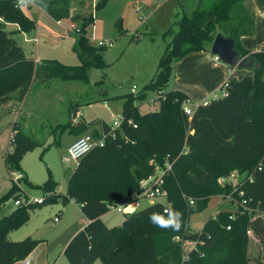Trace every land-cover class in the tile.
I'll return each instance as SVG.
<instances>
[{"label":"trees","instance_id":"trees-1","mask_svg":"<svg viewBox=\"0 0 264 264\" xmlns=\"http://www.w3.org/2000/svg\"><path fill=\"white\" fill-rule=\"evenodd\" d=\"M18 1L0 0V106L12 98L23 102L39 74L49 80H87L90 68L106 67L102 49L105 47L90 45L82 28L77 29L81 34L77 51L82 65L65 66L49 61L39 67L4 28L7 23L18 25L25 33L37 29L38 24L18 6ZM246 1L200 0L190 16L176 21L178 29L168 33L172 40L159 60L153 80L141 95L124 98L122 129L114 139L107 137L104 147L93 149L80 162L69 178L67 194L55 192L58 183L49 172L41 187L50 195L41 203L11 206L13 210L5 214V203L23 195L17 186L0 199V264L24 260L40 244V240L31 237L8 239L10 231L28 222L32 210L57 200L66 204L70 199L81 204L90 221L65 248L64 255L70 264H94L97 260L101 264H182L183 244L192 240L198 241V245L189 252L188 264H248V232L252 230L264 245V218H254L257 212H264V51L250 53L242 45L243 38L254 35L255 27ZM106 2L101 0L96 9ZM46 12L58 23L70 19L71 2L53 0ZM93 22L94 16L82 27ZM218 34L236 41L242 57L253 62V75L230 81L225 97L200 105L189 118L183 113L187 96L182 91L164 90L173 64L194 53L210 52ZM137 36L138 32L135 40ZM147 91H164L165 98L157 101L158 111L141 115L134 102L143 99ZM129 120L137 128L129 125ZM89 127L81 121L74 129L86 132ZM109 132V125L103 123V133ZM11 145L12 151L5 157L7 170L10 174L21 173L23 182L30 183L22 161L39 144L23 132L19 123H14ZM166 159L173 165L165 183L168 208L182 214L180 229H163L151 223L153 213L165 214V205L160 202L125 214L119 226H109L103 218L110 212L108 205L114 200L130 199L140 182L155 173L156 165L164 166ZM231 172L241 175V182L235 187L219 185L218 179ZM216 193L232 195L239 203L247 199V207H226L208 219L201 230H194L190 217L203 211ZM190 199L195 201L194 205H190ZM227 203L235 205L234 200Z\"/></svg>","mask_w":264,"mask_h":264},{"label":"rangeland","instance_id":"rangeland-1","mask_svg":"<svg viewBox=\"0 0 264 264\" xmlns=\"http://www.w3.org/2000/svg\"><path fill=\"white\" fill-rule=\"evenodd\" d=\"M69 1L72 21L64 22L60 26L44 15L47 0H26L35 7L32 8L31 13L28 10L29 3L28 5L26 3L22 9L27 15L32 14V17H36L40 27L34 35L35 41L26 44L23 37L17 36L18 43L37 60L39 67L49 61L65 66H80L83 60L77 51V38L81 34L77 29L82 28L90 45L99 47L100 42L112 44L102 48L105 49L103 56L106 67L90 68L87 80H49L45 79V75L39 74L34 79L24 102L20 104L12 98L11 101L18 103L15 104V109L4 105L8 102L3 104L0 110V199L17 186L14 183L15 177L8 172L5 164L8 151H12L11 134L15 120L20 125L26 123L25 131L39 144V147L28 153L22 162L31 183L22 182L19 188V192L23 193L24 202L25 199L34 202L50 195L41 187L47 182L49 172L53 180L58 183L55 192L67 194L68 181L76 165L73 162H63V158L68 155V147L77 136L74 129L77 125L75 119L78 123L83 121L89 125V134L99 141L102 137L95 129L99 130L101 126L103 127V123L111 126L115 119L122 116L124 98L132 95L133 89H136L137 96L141 95L145 87L151 83L157 72L159 60L172 40L169 31H177L175 23L183 16L184 10L186 14L191 15L199 2V0H171L167 3V0H107L104 6L96 9L101 0ZM175 3L177 9L174 8ZM175 11L180 15H176ZM92 16L94 22L85 28L82 27L83 23ZM141 17L146 23L139 28L136 26ZM35 22L39 25L36 20ZM4 28L9 32L7 23L4 24ZM138 28L140 34L135 40ZM14 33L16 32L12 35ZM258 48L256 43L254 49ZM211 50L212 47L209 57L214 58ZM200 54H191L192 56L189 55L190 57L187 56L188 58L173 64L170 80L164 91L176 90L178 83L193 87V82L203 79L205 71L201 70V67L205 65ZM219 65L228 69L230 73L233 72L232 76L228 75L229 82L253 75L252 70L247 68L232 69L222 61ZM156 96L157 92L147 91L143 99H135V106L141 115L159 110V102H155ZM16 111L21 114L16 116ZM96 125L97 127L93 128ZM221 179H225L226 183H220ZM240 182L241 175L236 172L228 173L218 179L219 185L222 186L235 187ZM70 200L67 204L57 200L30 212V218L26 226L23 225L25 227L21 229L23 233L20 234L25 235L24 239L31 237L42 240L37 249L38 254L46 256L50 247V252L57 256L60 244L64 243L70 230L79 225L81 211L79 206ZM128 200L122 198L114 201L124 203ZM159 200L164 199H157ZM13 202L14 199L11 198L5 206L16 207ZM149 202L148 199H142L139 207L136 206L137 210L150 205ZM228 205L227 198L222 194H214L203 211L190 217V226L196 231L201 230L208 219L215 217L220 210L232 206ZM62 215V220L56 222L55 218ZM125 217L126 215L121 212L110 211L106 214L105 220L109 226H119ZM255 217L264 218V212H257ZM248 234V264H264L263 243L252 230ZM62 264L70 263L65 259L62 260Z\"/></svg>","mask_w":264,"mask_h":264},{"label":"crops","instance_id":"crops-1","mask_svg":"<svg viewBox=\"0 0 264 264\" xmlns=\"http://www.w3.org/2000/svg\"><path fill=\"white\" fill-rule=\"evenodd\" d=\"M23 1L26 2V0H23ZM51 1H53V0H47V6H48V4ZM170 1L171 0H167L166 3L170 2ZM28 3H29V5H28ZM28 3H27L28 8H29L28 10H29V13H31L32 12V8L35 7V5H33L30 2H28ZM197 3L199 4V2H197ZM245 5H246V8H247L251 18L254 21L255 27H254V35L252 37L243 38L242 39V45H243L244 49H246L250 53L261 52V51H263V47H264V0H247ZM47 6L44 7V11H45L44 15L49 17L50 19H52L46 12ZM179 6L180 7H184V5H179ZM176 7H177V4L175 3L174 8H176ZM41 11H43V10H41ZM177 12H176V15H180ZM184 15L190 16V15L186 14L185 10H184L183 16ZM30 18H32L34 21L36 20L38 22L36 17H32V14H30ZM71 21L72 20L67 19V20H64V21L59 22V23L57 22V24L62 26L64 22L70 23ZM38 23H39V25H38L37 29L34 32H32V33L21 32L19 26L15 25V24H7V26L9 28V32L10 33L16 32V33L13 34L14 36L13 35L12 36L14 37V39L16 40L17 43H18L17 36H19V37H23L24 43L30 44V43L33 42V40L35 41L34 35L37 33V30L40 27V22H38ZM145 23H146V21L144 19H142V17H141L140 21L137 22V26L136 27L142 28ZM139 28L136 31V33L138 32V35L140 34V29ZM256 43L259 46V48L257 50L254 49V46L256 45ZM18 45L24 50V52H25L27 57L33 58L32 55L28 52V50L25 49V47L23 45H20L19 43H18ZM198 54H200V53H198ZM200 55L203 56L202 57V61H203V65H205V66L201 67V70L203 69L205 71V76L203 77V79L201 81L193 82L194 83L193 87H190V86H188L185 83H184L185 85L182 86V84L178 83L177 88H176V90L182 91L187 96V99L192 100L194 103H202L206 99H211L212 95L214 93H216L217 91H219L222 88V86L224 85V83L229 82L228 75H230V76L233 75V72L230 73L228 71V69H226L225 67H222L219 64H216L214 62L213 58L209 57V52H202ZM33 59L38 64L37 60L35 58H33ZM241 77H243V76H241ZM15 104L18 105V103H16L15 101H10V102H8L7 104H4V105L7 106L8 108H12L13 109L15 107ZM2 108H3V105L0 107V110ZM15 113H16V116H19L21 114L19 111H16ZM24 121H26V120H24ZM14 123H17V121L15 120ZM77 124H79V123L77 122ZM24 125H26V123ZM24 125L23 124L21 125V128H22L23 132L27 136L32 138L25 131V128L27 129V127L24 126ZM96 127H97V125L94 126L93 128H96ZM95 131H97L96 133L98 135H100L101 137L103 136V127L102 126L99 128V130L95 129ZM85 134H89V132L88 131H86V132H77V136H75L73 142L69 145V147L79 137H82ZM11 140H12V134H11ZM69 147H68V149H69ZM9 152L10 151H8V153ZM22 169H23L25 175L28 177V179H30L28 173L25 171L23 166H22ZM70 201H74V200L71 199ZM76 204L79 206V209L81 211V216H80V219H79V225L74 227L73 229L70 228L71 230H70L68 236L66 237V239L63 241L64 243L60 244V247H59L60 251H59V254L57 256L53 255L50 252V247L47 249L46 256H42L41 254H38L37 253V249H38L39 245L42 242V240H40V244L37 246V248L27 258H25L24 260L18 261L15 264H62V260L65 261V259H67L65 257V255H64L65 248L67 247L69 242L72 240V238L80 230L84 229L88 225V223L90 222L89 219L83 213L81 204H78V203H76ZM11 206L12 205H8L7 207L5 206V209H4V213L5 214H9L13 210V209L10 208ZM229 207H232V206H229ZM13 208H15V207L13 206ZM232 209H234V208H232ZM60 212H62V210H60ZM105 216L103 217L104 220H105ZM62 217H63V215L61 217H59L60 218L59 221L62 220ZM59 221H56V222H59ZM25 226H22L19 229H15V230L10 231L9 234H8V239L14 240V241L23 240L25 235H21L20 233H23V230H21V229H23ZM94 264H101V262L99 260H97L96 262H94Z\"/></svg>","mask_w":264,"mask_h":264},{"label":"built area","instance_id":"built-area-1","mask_svg":"<svg viewBox=\"0 0 264 264\" xmlns=\"http://www.w3.org/2000/svg\"><path fill=\"white\" fill-rule=\"evenodd\" d=\"M24 2V1H23ZM20 3V0L18 1V5ZM26 5V2H24ZM23 5V6H25ZM23 6H20L21 8ZM79 32V31H78ZM99 47H106V46H112V44H107L106 42H100L98 43ZM264 51V47H263ZM214 62L216 64H219L221 61L217 56H214L213 58ZM229 89V82L224 83L222 88L214 93L211 97V99H206L202 103H194L192 100L187 99L185 100L183 104V113L185 116L191 118L194 115L195 110L200 106V105H207L210 101L215 100V99H220L223 98L227 95ZM132 95L137 96L138 93L136 92V89L132 90ZM157 98L155 99V102L163 100L165 98L164 91H159L157 93ZM78 121L75 119V123ZM124 122V118L121 116L113 122V124L110 127V132L108 135L103 133L102 138L99 141H96L93 135L91 134H85L82 137H79L68 149V155L63 158V162L65 163H71L73 162L76 165V168L79 166L80 162L89 154L92 152L93 149L97 147H104L106 143V138L109 137L111 139H114L117 136V133L122 129V124ZM129 125H132L134 128H137V125L133 123L132 120L128 121ZM184 153H187V149L184 150ZM155 164V163H153ZM75 168V169H76ZM173 171V165L171 162L166 159L165 165L164 166H158L156 165L155 168V173L148 177L147 179H144L140 182L139 189L136 190L132 197L127 201V202H116V203H111L108 205L109 211H117L121 212L123 214H127V212L124 211V208H126L129 204H132L135 207V210L138 209L139 207V202L142 199H148L150 204L160 202L165 205V209H168L169 207V201H168V190L165 187L166 183V177L172 173ZM12 176L15 177L14 183H16L18 188H21V183L23 182L24 176L21 173H12ZM220 183H226L225 179H221L219 181ZM241 196H243V192H239ZM227 198L228 201L234 200L235 206L237 204H240L242 207H247L248 200L243 199L242 202L240 203L235 199L232 195H227L224 196ZM157 199H164L163 201ZM43 201V198H39L35 200L34 202H39L41 203ZM14 205L15 206H21L24 204H30L32 203L31 200L22 199V197L14 200ZM190 205H194L195 201L193 199L189 200ZM138 206V207H136ZM164 209V210H165ZM230 218L234 219L235 216L231 215ZM59 217H56L55 220L59 221ZM228 229H231V226L227 227ZM185 248V256L183 259L182 264H187V260L189 259V252L191 250H194L197 248L198 241H186L184 244Z\"/></svg>","mask_w":264,"mask_h":264},{"label":"water","instance_id":"water-1","mask_svg":"<svg viewBox=\"0 0 264 264\" xmlns=\"http://www.w3.org/2000/svg\"><path fill=\"white\" fill-rule=\"evenodd\" d=\"M211 53L232 69L247 68L252 70L253 68V62H249L248 57H242L236 49V41L231 37L218 34L213 42Z\"/></svg>","mask_w":264,"mask_h":264},{"label":"clouds","instance_id":"clouds-1","mask_svg":"<svg viewBox=\"0 0 264 264\" xmlns=\"http://www.w3.org/2000/svg\"><path fill=\"white\" fill-rule=\"evenodd\" d=\"M23 5H25V3L23 2V0H20L18 6ZM124 211L127 213H133L135 211V207L132 204H129L126 208H124ZM164 213V215H161L159 213H153L149 218L151 223L163 229L172 228L173 230L178 231L181 227L182 214L171 208L165 209Z\"/></svg>","mask_w":264,"mask_h":264}]
</instances>
